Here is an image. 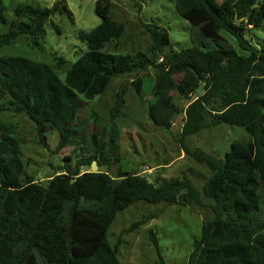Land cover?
Wrapping results in <instances>:
<instances>
[{"label": "trees", "instance_id": "trees-1", "mask_svg": "<svg viewBox=\"0 0 264 264\" xmlns=\"http://www.w3.org/2000/svg\"><path fill=\"white\" fill-rule=\"evenodd\" d=\"M173 1L176 12L202 39L217 41V47L196 40L177 50L169 30L152 22L144 24L151 38L147 51H106L109 43L118 49L126 26L111 16L114 0H96L101 22L79 32L87 50L67 69L65 79L57 71L66 62L62 56L56 57L54 68L25 56L0 55V264H127L118 258L120 240L112 244L108 231L120 211L141 200L210 209L212 218L203 222L189 264H264V45L249 37L264 20V0ZM5 11L0 0V24L6 22ZM56 12L74 22L66 0L51 7L19 4L16 19L0 34V49L24 35L38 44L49 21L60 32L51 20ZM223 31L236 46L224 44ZM151 67L156 69L155 101L148 112L155 125L170 129L182 114L173 91L192 97L202 87L186 108L182 142L223 122L242 126L252 136L233 141L224 158L184 145L213 171L202 190L186 175L154 181L135 170L118 176L104 170L121 161L115 120L125 91L111 109L112 124L102 122L92 100L116 76ZM133 85L142 94L143 78ZM5 112L26 114L42 141L48 129L57 130V150L79 149L75 169L67 163L47 182L29 177L22 141L4 121ZM94 160L99 165L95 172ZM152 238L159 247L157 237Z\"/></svg>", "mask_w": 264, "mask_h": 264}, {"label": "rangeland", "instance_id": "rangeland-1", "mask_svg": "<svg viewBox=\"0 0 264 264\" xmlns=\"http://www.w3.org/2000/svg\"><path fill=\"white\" fill-rule=\"evenodd\" d=\"M3 1L6 5V22L0 24V34L7 32L11 22L16 19L15 8L19 4L51 7L56 0ZM66 2L73 12L74 22L67 14L56 12L51 20L58 24L60 32L49 21L45 26L46 34L38 40V44H32V38L24 35L3 46L0 55L25 56L46 62L54 68L57 65L56 57L62 56L66 62L57 71L65 79L67 69L87 50L86 44L79 38V32H89L101 22L95 11L96 0ZM111 16L123 22L126 30L118 41V49L114 48L113 43H109L105 47L106 51H147L151 46V38L144 24L152 22L169 30L171 46L177 50L193 45L196 40L204 41L210 48L218 46L217 41L201 38L197 28L176 12L173 0H114ZM250 33L249 37H252L255 44L263 46L264 20ZM222 35L226 39L224 44L236 46L229 33L223 31ZM155 74L156 69L151 67L145 72L118 75L103 94L92 100L91 105L102 118V122L112 124L111 109L122 89L125 91V104L115 120L119 130L121 161L119 165L104 167V170L114 176H118L120 171L135 170L154 181L157 176L171 178L186 175L202 190L213 171L206 164L200 163L192 153H187L184 145L191 151L201 149L224 158L233 141L251 140L252 136L242 126L223 122L188 136L182 142L184 120L180 118L181 114L174 118L170 129L155 125L148 112L150 103L155 101L152 94ZM139 76L143 78L142 94L133 85V81ZM202 92L203 88L200 87L192 97H185L173 91V99L180 106V112L185 115L189 102ZM3 119L12 126L14 133L22 141V156L27 163L29 177L47 182L67 163L75 169L79 149L68 146L57 150L60 140L57 130L48 129L47 136L42 141L35 122L26 114L5 112ZM88 168L90 167L82 169ZM203 199L205 202L210 200L205 195ZM154 214L157 216L153 217ZM209 218H212V212L204 205H169L164 201L151 203L141 200L117 214L108 236L112 244L120 240L118 258L127 264H189L195 240L200 238L203 222ZM144 219L143 224L133 226ZM152 234L157 237L159 247L155 245Z\"/></svg>", "mask_w": 264, "mask_h": 264}, {"label": "water", "instance_id": "water-1", "mask_svg": "<svg viewBox=\"0 0 264 264\" xmlns=\"http://www.w3.org/2000/svg\"><path fill=\"white\" fill-rule=\"evenodd\" d=\"M180 118H181L182 120H184V119H185V115H184V114H181ZM98 169H99L98 162H97L96 160H94V161L92 162L91 170L95 172V171H98Z\"/></svg>", "mask_w": 264, "mask_h": 264}, {"label": "built area", "instance_id": "built-area-1", "mask_svg": "<svg viewBox=\"0 0 264 264\" xmlns=\"http://www.w3.org/2000/svg\"><path fill=\"white\" fill-rule=\"evenodd\" d=\"M163 58H161V60H162Z\"/></svg>", "mask_w": 264, "mask_h": 264}]
</instances>
